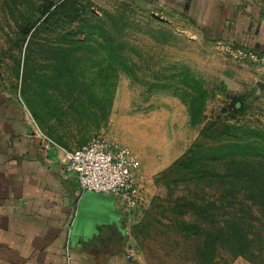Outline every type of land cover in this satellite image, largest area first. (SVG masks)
Here are the masks:
<instances>
[{
    "label": "rangeland",
    "instance_id": "rangeland-1",
    "mask_svg": "<svg viewBox=\"0 0 264 264\" xmlns=\"http://www.w3.org/2000/svg\"><path fill=\"white\" fill-rule=\"evenodd\" d=\"M59 1L0 0L1 98L61 147L100 137L138 159L128 238L146 264H264L258 63L155 0L45 11Z\"/></svg>",
    "mask_w": 264,
    "mask_h": 264
},
{
    "label": "crops",
    "instance_id": "crops-1",
    "mask_svg": "<svg viewBox=\"0 0 264 264\" xmlns=\"http://www.w3.org/2000/svg\"><path fill=\"white\" fill-rule=\"evenodd\" d=\"M264 0H155L191 18L209 40L264 53ZM264 74V65H255ZM72 224L69 226V222ZM123 214L108 194L81 192L22 109L0 102V264H146L125 257ZM69 226V227H68Z\"/></svg>",
    "mask_w": 264,
    "mask_h": 264
},
{
    "label": "built area",
    "instance_id": "built-area-1",
    "mask_svg": "<svg viewBox=\"0 0 264 264\" xmlns=\"http://www.w3.org/2000/svg\"><path fill=\"white\" fill-rule=\"evenodd\" d=\"M264 11V1L261 3ZM222 50L226 55L240 60H250L264 65V53L235 43H223ZM35 131V130H34ZM35 133L43 147H54L59 162L72 173L81 192L91 191L108 194L123 214L122 225L127 236L125 257L134 260L137 250L128 238L131 226L135 222L141 207V194L135 181L138 159L126 147L97 137L72 149L54 143L46 136ZM69 222V226L72 224ZM68 226V227H69ZM66 264L72 258L70 234L64 243Z\"/></svg>",
    "mask_w": 264,
    "mask_h": 264
},
{
    "label": "trees",
    "instance_id": "trees-1",
    "mask_svg": "<svg viewBox=\"0 0 264 264\" xmlns=\"http://www.w3.org/2000/svg\"><path fill=\"white\" fill-rule=\"evenodd\" d=\"M69 4H72V7H70L71 9H73V10H75L76 9V5L74 4V2H73V0H60L59 1V3L58 4H54V3H50V4H48L46 7H45V11H49L50 10V8L54 5V9H58V8H60V7H63V6H65V5H69ZM193 115H194V113H193ZM192 115V116H193ZM193 123H196V122H193ZM205 130H206V127H204L203 129H202V137L204 136V133H205ZM197 145V143H194V145H192V147H190L188 150H187V152H186V160L188 161V162H194L195 160H194V147ZM242 155H251V153L248 151V152H243L242 151ZM247 253V249L245 248H243V249H240V254H246Z\"/></svg>",
    "mask_w": 264,
    "mask_h": 264
},
{
    "label": "flooded vegetation",
    "instance_id": "flooded-vegetation-1",
    "mask_svg": "<svg viewBox=\"0 0 264 264\" xmlns=\"http://www.w3.org/2000/svg\"><path fill=\"white\" fill-rule=\"evenodd\" d=\"M3 100H4V99H3V98H1V96H0V102H1V101H3Z\"/></svg>",
    "mask_w": 264,
    "mask_h": 264
}]
</instances>
